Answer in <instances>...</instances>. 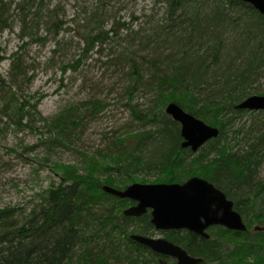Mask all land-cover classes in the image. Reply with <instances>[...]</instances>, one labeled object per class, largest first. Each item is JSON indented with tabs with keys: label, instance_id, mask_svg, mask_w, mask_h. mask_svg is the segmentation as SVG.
Here are the masks:
<instances>
[{
	"label": "trees",
	"instance_id": "1",
	"mask_svg": "<svg viewBox=\"0 0 264 264\" xmlns=\"http://www.w3.org/2000/svg\"><path fill=\"white\" fill-rule=\"evenodd\" d=\"M159 2L168 8L169 24L160 31L167 38L162 42L164 47L175 51L166 61L167 68L162 69L163 61L157 57L147 61L152 75L145 80L144 63L138 62L134 53H122L116 57L129 62L127 96L130 97L135 87L141 85H148L149 91L155 89L154 104L146 107L132 104L129 98L127 106L139 123V131L117 137L110 143L108 152L89 159V163L85 161L88 164L84 169L55 165L61 170L62 179L47 190L29 214L18 215L10 207L0 209V264H116L111 254L116 255V260L119 252L110 246V238L115 237L111 232L120 227L127 229L133 219L120 216L117 207L103 200L109 196L101 186L126 185L122 177L139 170L159 173L158 182H181L196 172L223 189L249 225H264V179L257 181L256 178L259 164L256 149L263 143L264 136L258 137L250 150L242 155L231 153L222 147L221 140H214L215 148L208 154L202 152L193 156L181 147L183 139L178 123L164 113L166 102L174 101L208 123L219 125L217 118L225 116V105L240 101L257 71L264 68V16L238 0ZM21 4L23 21L34 24L41 10L39 2L22 0ZM6 5L7 1L0 0V32L8 26ZM55 14L53 11L50 15V30L58 27ZM97 14L95 11L92 16L95 18ZM228 22L244 27L239 37L232 40L231 49L238 54L245 49L250 51L251 59H244L238 71L233 69L236 59L223 63V31L218 28ZM95 23L97 21L91 18L88 25L92 27ZM124 29L128 35L142 33L133 31L126 23L118 30L116 25L110 29H105L104 25L85 28L82 35L86 55L96 46L117 37ZM143 39H146L145 44L151 43L146 35ZM19 64V59L14 61L13 69L19 70ZM209 83L215 85V95L207 94ZM74 113L73 108H67L48 119L55 134L49 142L55 144L60 134L64 135L68 128L76 125L72 121ZM148 123L152 126L150 129L146 127ZM209 154H214L215 158L209 159ZM163 173L165 180H162ZM148 219L140 228L143 233L153 228ZM121 221L126 224L122 225ZM97 233L108 242L100 244L95 236ZM122 233L125 234L126 230ZM211 233L209 240L186 232H172L170 239L183 244L189 253L203 257V264H264V232L239 233L215 227ZM178 235H183L184 239ZM126 239L134 243L128 236ZM89 244L99 246L95 248ZM131 253L128 264H136L135 252L132 250Z\"/></svg>",
	"mask_w": 264,
	"mask_h": 264
},
{
	"label": "rangeland",
	"instance_id": "2",
	"mask_svg": "<svg viewBox=\"0 0 264 264\" xmlns=\"http://www.w3.org/2000/svg\"><path fill=\"white\" fill-rule=\"evenodd\" d=\"M40 7L39 18L34 20L35 27L31 29L23 21L24 14L18 12L13 3L7 8L9 27L0 32V209L10 207L23 211L32 208L40 203L48 188L59 183L61 170L55 165L76 163L78 169L82 165L81 152L104 150L108 146L105 134L110 138L114 134L121 136L126 131L139 129V123L132 120L127 106L129 98L132 104H144V107L154 104L153 98L142 85L135 87L130 97L127 96L129 62L116 57L122 53H134L137 61L144 63L146 80L152 75L147 61L157 57L163 61L162 69H166L167 59L173 53L159 42L143 43L145 33L129 37L122 33L108 43L96 46L88 55L85 52L84 28L104 25L109 29L115 22H132V17L138 19L133 25L135 30L140 26L148 28L159 24L164 18L165 6L158 1L41 0ZM98 8L101 17L91 27L88 25L91 13ZM53 11L58 16L57 30H50ZM149 19L151 22L144 25ZM223 30L226 54L229 52L228 40L235 33L229 25ZM230 54L235 55L233 51ZM16 58L20 59L19 70H11ZM228 59L225 56L223 61ZM236 60L233 69L238 71L243 59ZM140 71L143 72L142 67ZM255 82L254 87L263 93L264 77ZM95 103L103 106L102 110L96 108ZM74 106L90 112L83 120L79 134L71 133L68 140L72 142L48 149L49 140L55 135L48 119ZM230 118L225 142L240 153L248 152L258 137L264 136V113ZM256 153L259 158L258 181L264 177V141ZM154 175L147 176V183L155 181ZM103 200L120 209L116 201ZM135 225L133 223L127 229L129 234L134 232ZM153 235L167 238L163 232ZM177 237L182 239L183 235ZM117 239L114 240L117 242L115 248L121 259L126 247H132L122 236ZM111 256L114 263L120 264L118 257L115 260L116 255Z\"/></svg>",
	"mask_w": 264,
	"mask_h": 264
},
{
	"label": "bare ground",
	"instance_id": "3",
	"mask_svg": "<svg viewBox=\"0 0 264 264\" xmlns=\"http://www.w3.org/2000/svg\"><path fill=\"white\" fill-rule=\"evenodd\" d=\"M5 1H7V5H6V8H10V6L14 3L15 5H16V10H18V12H20L21 14H24V13H22L21 12V10H20V8H19V6L21 5L22 6V4H21V2H22V0H19V1H17L16 2V0H14L12 3H11V1L10 0H5ZM156 2L158 1L159 2V0H155ZM238 1H241V2H244V3H247V4H249L250 6H252L256 11H258L262 16H264V14L263 13H261V11L260 10H258L252 3H250V2H247V1H244V0H238ZM37 2H39V6L41 5V0H37ZM160 4H162L161 2H159ZM165 6V10H164V18L161 20V23H159V24H153V25H150L148 28H146V27H142V26H140L139 27V29H137V30H135L134 29V27H133V25H134V23L135 22H137L138 21V19H137V17H132V19H133V21L132 22H130V23H127V22H123V23H126L127 25H129V26H131V28L133 29V31H142V33H145V35L147 36V37H149L151 40H154V41H158L160 44H161V46L162 47H164V44H163V42L162 41H164L166 38H167V35H165V34H163V33H161L160 31H161V29H163L164 27L163 26H167L168 24H169V22H168V8H167V5H164ZM102 9V11H103V7L101 8ZM95 11H98V13H99V8L97 9V10H95ZM95 11H93L92 13H91V16H92V14L95 12ZM98 15V16H97ZM97 15H95V18L92 16L91 18H93V20L95 19V21H97V19L98 18H100L101 17V14H97ZM234 15V14H233ZM151 22V19H149V21H146V22H144L143 24L144 25H146V24H148V23H150ZM123 23H121L120 21L119 22H115V23H113L112 24V26L113 25H116V29L118 30L119 28H120V26L123 24ZM237 23H230V22H228V23H226L224 26H222L223 28L225 27V26H227V25H229L230 27H233L234 28V36H233V38L231 39V40H228V45H227V49H229V54L228 53H226V54H228L227 55V58H229L228 60H226V62L227 63H230V60H234V59H251V56H250V51L248 50V49H245L244 50V52H241L242 54H238L237 52H235V50L234 49H231V42H232V40L233 39H236L237 37H239V35H240V32L242 33V31L244 30V27H243V25H242V27L240 26V27H238L237 25H236ZM8 25V24H7ZM28 26L31 28V29H34V27H35V25L34 24H28ZM111 26V27H112ZM9 27V25L7 26V27H5L4 28V30L6 29V28H8ZM85 27H86V25H85ZM110 27V28H111ZM57 28L58 27H56L54 30H57ZM60 28V27H59ZM109 28V29H110ZM223 28H221V27H219L218 29H219V31H223V43H224V48H225V42H226V40H225V38H224V30H223ZM85 29V28H84ZM85 31V30H84ZM145 31H149V32H145ZM55 33L56 34H58L59 33V31H55ZM83 33V32H82ZM122 33H126V35L129 37V36H132V35H128L127 33H128V31L126 30V29H124V30H122V32L118 35V36H120ZM134 35V34H133ZM117 36V37H118ZM136 38V37H135ZM124 38H122V40H123ZM83 40H84V38H83ZM146 39H143L142 40V42L143 41H145ZM144 43V42H143ZM157 44V43H156ZM147 45V44H146ZM145 45V46H146ZM150 45V44H149ZM205 47V46H204ZM203 47V48H204ZM85 48H86V44H85ZM167 48V47H166ZM202 48V49H203ZM169 49H171V48H169ZM101 50V49H100ZM172 51H173V53L175 52L173 49H171ZM232 51L235 53V55L233 56V55H231L230 53H232ZM201 52H202V50H201ZM225 53H224V56H223V58L225 57V55H226ZM239 55V57L240 56H242V57H238V55ZM171 55V54H170ZM141 58H144V57H141ZM19 58H16L14 61H16V60H18ZM20 60V59H19ZM137 60V59H136ZM111 62H113V60H111ZM123 62H127L126 60H124ZM225 61H223V63H226ZM14 63V62H13ZM71 68V67H70ZM11 70H15V69H13V64H12V69ZM261 77H264V68L263 69H260V70H258L257 71V75L255 76V77H253L252 78V81H251V85L250 86H247L246 88H245V96L240 100V101H238V102H236V103H234V104H231V103H227V105H225V103H224V105H225V116H220L219 118H217L218 119V123L217 124H219V125H213V124H211V123H208L206 120H204V119H201V118H199V117H197V116H195L194 114H192V113H190V112H188L187 110H185L179 103H176V102H174V101H167L166 102V105L164 106V113L166 114V115H168L173 121H175L176 123H178V125H179V130H180V134H181V137H182V142H181V147L183 148V149H185V150H189L191 153H193V156H197V155H199L200 153H202V152H204V153H207L209 150H213L214 148H215V141H217V140H221V142H223L224 143V145L222 146V147H226L227 148V150L228 151H230L231 153H233V154H239V155H242L243 153H240L239 152V150H236L232 145H230V144H228L227 142H225V137H226V135H227V130H226V128H227V126L229 125V124H231L230 122H231V118L230 117H237V116H240V115H243V114H247V113H264V108H249V107H241V105L247 100V99H250V98H252V97H255V96H257V97H262V98H264V92L263 93H261V92H258L259 90L257 89V86H255L254 87V85L253 84H255L256 82L255 81H257L258 80V78L260 79ZM207 87V94L208 93H212L213 95H215V93H217V92H213L214 90H215V85L214 84H212V83H209L208 84V86H206ZM252 87H253V89H252ZM137 88V87H136ZM146 88H147V91H149L148 90V85L146 86ZM253 90V91H252ZM148 93H150V97L151 98H153V101L156 99V97H155V89L154 88H151L150 89V91L148 92ZM223 98H224V96H223ZM171 104H176V105H178L179 107H181L186 113H188V114H190V115H192V116H194L195 118H197V119H199V120H201V121H203V122H205L207 125H209V126H211V127H214V128H217L218 130H219V134H218V136H215V137H212V138H210V139H208L202 146H200L197 150H193L192 149V146H184L183 144L187 141L185 138H184V136H183V134H182V123L179 121V120H177L176 118H174V116L172 115V114H170V113H168V111H167V107L169 106V105H171ZM140 106V105H139ZM141 106H144V104H141ZM95 107L96 108H99V110H102V108H103V106L101 107L100 105H98V103H95ZM69 108V107H68ZM73 109H74V111H75V113L74 114H72V121L76 124V125H73V126H71V128H68L67 130H66V132H65V134L63 135L62 134V136H61V134H60V136H59V140H57V142H55V144L54 143H52L51 141H50V143H51V145L49 146V148L48 149H52V147L53 146H58V145H62V146H64V145H66L67 144V141H70V142H72L71 140H68V135H70L71 133H74L75 135H77V134H79V130H81V127H82V125H83V120L90 114V112H86V111H84L83 109H81L80 107H77V106H74V107H72ZM101 108V109H100ZM65 109H67V108H65ZM64 110V109H63ZM62 110V111H63ZM93 110H94V108H93ZM61 111V112H62ZM98 111V110H97ZM131 112V111H130ZM58 115V114H57ZM56 115V116H57ZM132 115V114H131ZM217 115V114H216ZM215 114H214V116H216ZM51 118H53V117H51ZM132 120L133 121H135V118L133 117V115H132ZM222 127H221V126ZM146 127L148 128V129H150L152 126H151V124H147L146 125ZM139 128H140V126H139ZM137 131H139V129L137 130ZM227 131V132H226ZM131 131H126L125 132V134H127V133H130ZM116 133V132H115ZM124 135V134H123ZM123 135H121V136H123ZM120 136V135H119ZM119 136H116V134H114V135H112L110 138H108L109 137V135L108 134H105L104 135V139H107L108 140V146L107 147H105V149L104 150H98V151H94V152H89V151H83V152H81V158H80V164H82L81 165V167L80 168H78V169H84V167L89 163V159H93V158H95V157H97L99 154H103V153H106V152H108L109 151V147H110V143L112 142V141H114V140H116V139H118L117 137H119ZM215 140V141H214ZM64 144V145H63ZM206 146H208L206 149H205V147ZM216 147H217V145H216ZM204 149H205V151H204ZM208 154V153H207ZM210 156H213V157H210ZM216 156V155H215ZM209 159H212V158H215L214 157V154H209ZM85 161H88V163H86ZM99 163L100 164H103V161H99ZM76 163H74V164H67L66 166H69V167H71V166H75V167H78V166H76L75 165ZM79 164V163H78ZM130 174V173H129ZM152 174H155L154 176H155V181L153 182V183H147V176H151ZM59 175V181H57V182H60V180L62 179V174H58ZM131 176H128V174L126 173L123 177H122V179H124V184H126V185H123V186H120V187H117V186H114V185H108V184H103L102 186H101V189H102V191L105 193V194H107L109 197H107V199L108 200H113V201H116V203L119 205V207H120V209L118 208V210H119V214H120V216H122V217H125V218H130V219H133V221L132 222H129V226L127 227V229L133 224V223H136L137 225H135V230H134V232H132L131 234H129L128 232H127V229H122L121 227L118 229V230H115V232L113 231V232H111V233H115V237H116V239L118 238V236H122L124 239H126V237L128 236V238L129 239H131V241H133L134 243H130L131 244V247L132 248H129V247H126V251L124 252L125 254H124V257L122 258V261H121V263L120 264H128V255H132V253H131V251L133 250V252H135L133 255H134V260H135V262H136V264H180V261H179V259L177 258V257H175V256H173V255H169V254H167V253H163V252H160V251H158V250H156V249H154V247H152L151 245H149V244H146V243H143V242H141V241H139V240H137V239H135L134 238V236H140V237H144V238H148V239H151V240H161V239H164V240H167V241H169V242H172V243H174L175 245H178V246H180L184 251H186V253H187V256L191 259V260H199V262H197V263H195V264H203L204 263V258L203 257H201V256H197V255H193V254H191V253H189V251L183 246V244H180L179 242H176V241H173V240H171L170 238H171V234L170 233H172V232H175L176 234L177 233H180V234H184L185 232L186 233H192V234H195L196 236H198V237H201V238H203V239H206V240H209L210 238H211V232H212V229L213 228H215V227H223V228H225V229H227V230H230V231H235V232H239V233H246V232H248V231H250V232H264V225H259V224H254V225H249V223L247 222V220L243 217V215L235 208V202L231 199V198H229L228 197V195H227V193L223 190V189H221L216 183H214V182H212L210 179H208V178H206V177H204V176H202V175H199V174H197L196 172L195 173H192L191 175H189L188 177H186L183 181H181V182H177V181H162V182H158V181H156V178L158 177V175H159V173H157V172H152V173H150L149 171H147V170H139L138 172H136V173H134V174H130ZM163 175H164V178H162V180H165L166 179V176H165V173H163ZM195 177H197V178H201V179H204V180H206L207 182H209L210 184H212V185H214V187L215 188H217L218 190H220L221 192H223L225 195H226V198L228 199V200H230V201H232L233 202V209L235 210V211H237L241 216H242V218H243V222H244V224H245V226L247 227V229L246 230H234V229H230V228H228V227H226V226H224V225H221V224H213V225H211V226H209V227H207L205 230H204V233L205 234H207L208 236H205V235H203V234H200V233H197V232H194V231H191V230H189V229H167V230H165V229H158L157 227H156V225L155 224H153L152 223V219H153V215H152V211H153V209L152 208H148L147 209V211L145 212V213H142V214H140V215H135V214H127L126 212L127 211H129L131 208H133V207H137L138 206V204H139V201H136V200H133V199H131V198H121V197H118V196H116V195H114V194H112V193H109V192H107L106 190H104V187L105 186H109V187H111V188H114V189H116V190H120V191H126L129 187H131V186H133V185H139V186H143V188H145V186H148V185H158V184H164V185H178V184H180V185H183V184H185V183H187L188 181H190V179H193V178H195ZM256 178H257V176H256ZM262 179H264V177L262 178ZM262 179H258L259 181H261ZM49 189V188H48ZM47 192V191H46ZM45 192V193H46ZM44 193V194H45ZM112 201V202H113ZM109 202V201H108ZM123 203V204H122ZM113 205V204H112ZM35 207V205L32 207V208H30V209H26V210H23V211H20V210H15L16 212H17V214L18 215H21V214H29V212L33 209ZM2 209H4V208H2ZM147 218H149L148 220H149V223L152 225V227L153 228H151L148 232H146V233H143V232H141L140 231V228H142V226H144L145 225V223H144V220L145 219H147ZM121 223H122V225L123 224H126L125 223V221H121ZM123 230H126V233L125 234H123L122 233V231ZM155 232H163V233H165L166 234V237L167 238H165V237H155L153 234H155ZM107 233H108V231H107ZM176 234H173V235H176ZM91 235H93V234H91ZM117 235V236H116ZM127 235V236H126ZM95 236H97L98 238H97V241L101 244V243H106V241L108 242V240H106L105 241V238L104 237H102L101 235H100V233H97V235H95ZM106 237V236H105ZM115 237L113 236V237H111L110 238V240H111V243H110V246L111 247H116V244H117V242L116 241H114V240H116L115 239ZM182 239H184V237L182 238ZM117 240H119L120 241V239H117ZM105 241V242H104ZM110 242V241H109ZM90 245V244H89ZM90 247H95V248H97L98 247V245L97 246H95V245H93V244H91L90 245ZM127 257H126V256Z\"/></svg>",
	"mask_w": 264,
	"mask_h": 264
},
{
	"label": "water",
	"instance_id": "4",
	"mask_svg": "<svg viewBox=\"0 0 264 264\" xmlns=\"http://www.w3.org/2000/svg\"><path fill=\"white\" fill-rule=\"evenodd\" d=\"M252 3L264 14V0H244ZM241 107L264 108V98L252 97ZM168 113L182 123V134L187 140L183 145L197 150L208 139L218 136L217 128L186 113L176 104L167 107ZM104 190L121 198L139 201L137 207L131 208L127 214L140 215L152 208V223L158 229H189L203 234L213 225L221 224L234 230H246L242 216L233 209V202L226 195L204 179L193 178L183 185H133L126 191L105 186ZM135 239L149 244L154 249L177 257L180 264H195L199 260H191L180 246L167 240H151L134 236Z\"/></svg>",
	"mask_w": 264,
	"mask_h": 264
}]
</instances>
